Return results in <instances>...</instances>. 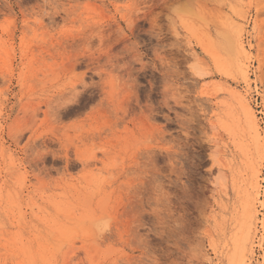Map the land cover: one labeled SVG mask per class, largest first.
<instances>
[{
  "label": "rangeland",
  "instance_id": "rangeland-1",
  "mask_svg": "<svg viewBox=\"0 0 264 264\" xmlns=\"http://www.w3.org/2000/svg\"><path fill=\"white\" fill-rule=\"evenodd\" d=\"M263 141L264 0H0V264H264Z\"/></svg>",
  "mask_w": 264,
  "mask_h": 264
},
{
  "label": "bare ground",
  "instance_id": "bare-ground-1",
  "mask_svg": "<svg viewBox=\"0 0 264 264\" xmlns=\"http://www.w3.org/2000/svg\"><path fill=\"white\" fill-rule=\"evenodd\" d=\"M240 37V36H239ZM240 48L242 49V51L243 52H246V50H245V46H243V43H240ZM250 49H251V47H250ZM250 51V50H249ZM244 74V73H243ZM245 75V74H244ZM247 93V92H246ZM242 106V105H241ZM245 108H247V107H245ZM247 111H248V109H247ZM247 111H245V112H247ZM246 114V113H245ZM247 115V114H246ZM246 115H245V117H246ZM247 117H249L250 118V122L252 123V125H253V129L256 131V132H258V128H257V122H255V118H254V116H253V114H251L249 111H248V116ZM260 134L258 133V136H259ZM215 141V140H214ZM264 142V141H263ZM253 166V165H252ZM252 172H254V171H252ZM252 175V174H251ZM256 175H257V173H256ZM252 182V181H251ZM258 182V181H257ZM258 188V187H257ZM260 188V187H259ZM256 190V189H255ZM254 190V191H255ZM251 192V191H250ZM258 192H259V189H258ZM256 193V192H255ZM258 194H256L255 196H257ZM257 199H258V196L256 197ZM255 199V198H254ZM256 199V200H257ZM252 200V199H251ZM250 200V201H251ZM256 202V201H255ZM250 206V205H249ZM248 206V207H249ZM248 209V208H247Z\"/></svg>",
  "mask_w": 264,
  "mask_h": 264
}]
</instances>
